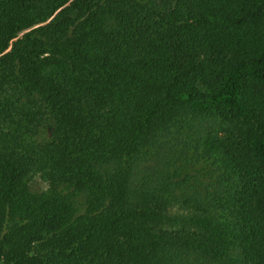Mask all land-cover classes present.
I'll use <instances>...</instances> for the list:
<instances>
[{
    "label": "trees",
    "instance_id": "1",
    "mask_svg": "<svg viewBox=\"0 0 264 264\" xmlns=\"http://www.w3.org/2000/svg\"><path fill=\"white\" fill-rule=\"evenodd\" d=\"M2 41L0 264H264V0H0Z\"/></svg>",
    "mask_w": 264,
    "mask_h": 264
},
{
    "label": "rangeland",
    "instance_id": "2",
    "mask_svg": "<svg viewBox=\"0 0 264 264\" xmlns=\"http://www.w3.org/2000/svg\"><path fill=\"white\" fill-rule=\"evenodd\" d=\"M11 46V41H2L0 43V55H4L7 53ZM30 189L34 192H40L45 189V182L38 176L34 175L29 181Z\"/></svg>",
    "mask_w": 264,
    "mask_h": 264
}]
</instances>
